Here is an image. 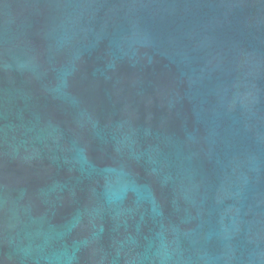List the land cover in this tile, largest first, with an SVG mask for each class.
Returning a JSON list of instances; mask_svg holds the SVG:
<instances>
[{
	"label": "water",
	"instance_id": "obj_1",
	"mask_svg": "<svg viewBox=\"0 0 264 264\" xmlns=\"http://www.w3.org/2000/svg\"><path fill=\"white\" fill-rule=\"evenodd\" d=\"M0 264H264V0H0Z\"/></svg>",
	"mask_w": 264,
	"mask_h": 264
}]
</instances>
